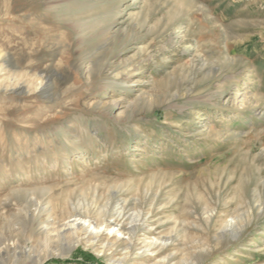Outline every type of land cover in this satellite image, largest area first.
<instances>
[{
	"label": "rangeland",
	"instance_id": "1",
	"mask_svg": "<svg viewBox=\"0 0 264 264\" xmlns=\"http://www.w3.org/2000/svg\"><path fill=\"white\" fill-rule=\"evenodd\" d=\"M36 205L125 206L166 242L125 264H264V0H0V264H118Z\"/></svg>",
	"mask_w": 264,
	"mask_h": 264
},
{
	"label": "bare ground",
	"instance_id": "2",
	"mask_svg": "<svg viewBox=\"0 0 264 264\" xmlns=\"http://www.w3.org/2000/svg\"><path fill=\"white\" fill-rule=\"evenodd\" d=\"M8 54L6 53L3 56L8 57ZM5 61H7L6 58ZM14 88L19 91H24L25 86L22 83H18ZM32 208L27 209V218L38 224L45 225L43 228H40L42 229L41 234H43L46 244H52L53 249L56 250H58V247L62 243L57 239L68 240L67 245L69 249H75L82 242H85L89 249H100V253L112 259L114 263L125 264L132 258L140 256V254L145 255L148 250L152 252L160 251L166 246V242L161 241V238L151 237L147 240H142L138 231L146 222L139 219L138 215L133 217L129 215L125 216V206H122L120 211L113 209L117 212L111 214L107 206H104L102 210L97 212L90 205L85 208L74 205L71 211L61 219L50 207L44 209L41 205H36V208ZM43 211H47V217L43 218ZM129 218L130 221L128 220ZM241 224L235 220L223 223L218 230L217 240L220 242L227 236H231L232 238L240 237L244 228V225ZM116 226H119L118 231L125 233L127 237H122L121 239L116 236L111 237L110 234L101 231L102 227L112 230ZM5 248H7V251L10 249L9 246H5ZM120 248L125 249V251L119 253ZM138 249L141 252H138ZM146 257L143 256L140 259L146 261ZM42 262L43 260L39 258L34 264H41ZM169 262V259L167 263L166 260L159 259L153 262V264H168ZM183 264L185 263L183 262Z\"/></svg>",
	"mask_w": 264,
	"mask_h": 264
}]
</instances>
